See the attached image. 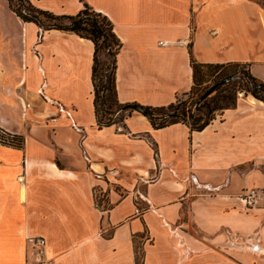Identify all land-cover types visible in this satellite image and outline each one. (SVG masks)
<instances>
[{"label": "crops", "instance_id": "crops-1", "mask_svg": "<svg viewBox=\"0 0 264 264\" xmlns=\"http://www.w3.org/2000/svg\"><path fill=\"white\" fill-rule=\"evenodd\" d=\"M30 1L58 15L87 3L113 21L123 103L175 102L193 62L244 64L264 81L259 0ZM10 10L20 61H0V125L23 141L0 143V264H264V198H237L264 192V101L240 95L201 131L137 111L101 127L94 43ZM33 234L47 240L40 263Z\"/></svg>", "mask_w": 264, "mask_h": 264}, {"label": "trees", "instance_id": "trees-1", "mask_svg": "<svg viewBox=\"0 0 264 264\" xmlns=\"http://www.w3.org/2000/svg\"><path fill=\"white\" fill-rule=\"evenodd\" d=\"M8 1L10 8L25 22H34L43 29L72 31L94 43V104L97 121L101 127L120 123L137 111L147 116L155 128L183 122L192 130L201 131L218 113L236 105L239 90L264 101V81L253 75L247 65L193 62L194 86L182 96L178 95L175 102L164 106L123 103L118 98L116 75L117 55L123 47V42L115 31V24L106 14L93 9L87 3L76 15H58L36 6L30 0ZM104 50L111 56V63L107 67L101 61ZM205 67L207 72L199 75ZM224 80L227 82L209 92ZM209 81L211 83L204 85ZM133 105L138 108L133 109ZM119 117L120 120H117ZM14 137L18 139L16 145L21 146L23 138L18 135Z\"/></svg>", "mask_w": 264, "mask_h": 264}, {"label": "rangeland", "instance_id": "rangeland-1", "mask_svg": "<svg viewBox=\"0 0 264 264\" xmlns=\"http://www.w3.org/2000/svg\"><path fill=\"white\" fill-rule=\"evenodd\" d=\"M259 1H261L264 4V0H259ZM15 2H17V0H15ZM17 26L18 25L15 22V20L12 16V12H11L8 4H7V0H0V61H3L4 63H5V61H20V59H19L20 58V52L19 51H20L21 43H20V41H18V38H17V32H18V30H16ZM101 61H103V63H105L106 67L111 63V56L108 54L107 50H104L102 52ZM0 69H1V67H0ZM206 72H207V68L206 67L202 68L199 75L205 74ZM209 83H211V81L205 83L204 85H207ZM240 93L245 94L244 91L239 90L238 91V98L241 97L239 95ZM245 95H247V94H245ZM113 109H115V107H113ZM117 120H120V117ZM124 121H121L119 124L123 125ZM0 129H1L0 131H3V132H0V143L17 146L16 144L18 142V139L16 137H14L15 135L8 132L1 125H0ZM106 197H107V194H105L103 192H97L96 198H95L96 203H99L100 205H104V202L107 200ZM230 235H231V240L234 241L233 239H235L236 236H234L232 234H230ZM241 239L242 238H240V240ZM251 239H253V237L249 236L244 240L245 241H247V240L251 241ZM235 241H236V239H235ZM27 244L31 249H33L31 244L28 243V241H27ZM248 244H250V246H252V248L254 250H256V247H253V244H257V243H248ZM33 252H34V257H35L34 249H33ZM14 254H13V257L16 259ZM15 264H16V262H15Z\"/></svg>", "mask_w": 264, "mask_h": 264}, {"label": "built area", "instance_id": "built-area-1", "mask_svg": "<svg viewBox=\"0 0 264 264\" xmlns=\"http://www.w3.org/2000/svg\"><path fill=\"white\" fill-rule=\"evenodd\" d=\"M239 95H243V93H240ZM237 198L244 206L253 207L263 200L264 192L259 190L258 188H247L242 193H240ZM135 213L141 214L142 210L136 208ZM27 241L29 244H31L32 248L35 251V260L42 262L46 254V238L43 235L33 234L27 237Z\"/></svg>", "mask_w": 264, "mask_h": 264}, {"label": "water", "instance_id": "water-1", "mask_svg": "<svg viewBox=\"0 0 264 264\" xmlns=\"http://www.w3.org/2000/svg\"><path fill=\"white\" fill-rule=\"evenodd\" d=\"M225 82H227V81L224 80V81H221V82L217 83L209 92H212L215 89V87H217L218 85L223 84ZM132 108L133 109H137L138 107L133 105Z\"/></svg>", "mask_w": 264, "mask_h": 264}, {"label": "bare ground", "instance_id": "bare-ground-1", "mask_svg": "<svg viewBox=\"0 0 264 264\" xmlns=\"http://www.w3.org/2000/svg\"><path fill=\"white\" fill-rule=\"evenodd\" d=\"M47 261V260H46ZM38 263H40L39 261H37Z\"/></svg>", "mask_w": 264, "mask_h": 264}]
</instances>
